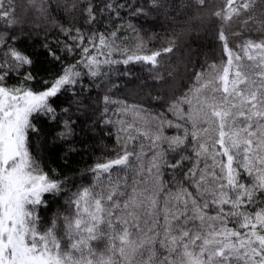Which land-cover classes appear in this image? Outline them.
<instances>
[{"label": "snow or ice", "instance_id": "obj_1", "mask_svg": "<svg viewBox=\"0 0 264 264\" xmlns=\"http://www.w3.org/2000/svg\"><path fill=\"white\" fill-rule=\"evenodd\" d=\"M29 3L36 6L37 0ZM195 3L204 6L205 0ZM255 3L224 0L214 15L227 22ZM150 4L167 7L162 0ZM125 9L145 14L120 0H88L82 11L93 30L61 28L66 40L57 42L59 52L45 43L44 55L62 69L37 89L30 86L39 75L37 54L20 50L14 46L17 36L0 32V264H264V38L247 39L234 50L223 30L219 64L195 73L188 91L168 104L173 119L157 113L151 127L124 126L122 119L103 118L109 104L122 105V113L131 111L145 124L146 110L103 96L101 123L121 125L119 150L89 168L92 181L72 193L67 212L54 215L47 226L42 222L44 194L55 196L64 188L30 151L31 137L42 131L34 121L61 123L54 139L68 142L74 121L62 116H71L72 105L83 115L91 107L83 77H107L105 65L158 66L161 51L129 55L124 49L125 58L114 59L121 51L119 29L95 28L101 17L119 18ZM38 10L46 11L42 2ZM0 21L6 28L18 22L13 0H0ZM255 23L264 37V19ZM77 52L75 63H65V55ZM11 75L22 77L18 85L8 86ZM65 93L71 94L68 106L58 109ZM166 129L175 134L166 135Z\"/></svg>", "mask_w": 264, "mask_h": 264}, {"label": "trees", "instance_id": "obj_2", "mask_svg": "<svg viewBox=\"0 0 264 264\" xmlns=\"http://www.w3.org/2000/svg\"><path fill=\"white\" fill-rule=\"evenodd\" d=\"M41 2L46 8L45 12L38 10ZM87 2L88 0H37V5L32 6L29 0H13L18 22L15 26L6 28L4 22L0 21V32L7 31L9 37H18L14 43L15 47L29 54H37L34 59L38 61L36 67L39 69V75L36 81L30 82L34 89L42 86L41 80L54 78L62 69L59 62L44 55L45 43L59 52L57 42L63 43L66 40L61 28H80L85 33L93 30L92 26L85 23L82 11ZM92 2L100 4L101 0ZM120 2L131 4L133 8L142 7L145 14L133 16L129 9H125L121 11L119 18L109 19L107 15L101 17L95 28L101 32L119 29L116 44L120 46L121 51L113 53L114 59H124V49H127L129 55H148L161 51V56L157 58L158 66L154 68L144 62L128 65L120 63L111 67L105 65L103 71L109 73L107 77L97 78L95 81L91 77H83V84L91 89L85 94L91 99H86L85 103L91 107L87 114L83 115L77 113L76 106L72 105L71 116H62V119L74 121L73 135L68 142L54 139L56 134L62 131L61 123H52L44 117L34 121L42 131L40 136L31 137L30 151L52 179L63 182L64 188L55 196L44 194L47 205L39 214L45 226L54 215L68 211L65 202L79 186L91 183L92 173L89 168L97 162L113 158L119 150L117 136L121 135V125L113 123L105 126L101 123L104 95L107 94L113 100L129 106L145 109L142 115L148 123L137 120L131 111L122 113V105L118 104H109L107 117L103 118H111L114 122L122 119L124 126L135 124L141 129L151 127L154 124L152 118L157 113H166L168 119H173L171 114L166 112L167 106L188 91L195 73L206 70L209 64H219L221 42L218 40V34L221 30L225 32L229 46L234 50L247 39L264 38L255 31V21L264 19V0H256L249 12L233 16L227 22L214 15L224 7V0H205L204 6L197 5L195 0H162L167 7L161 9L151 7L150 0ZM73 4L76 5L75 8H72ZM249 16L254 19L248 20ZM128 24L134 27L130 29ZM8 42L12 43L10 39ZM169 46L173 47V51L163 53L162 50ZM79 58V52L65 55V63H75ZM224 59L226 60V57ZM80 70L84 71L83 68ZM125 71L129 74L123 75ZM21 79L22 77L11 75L7 84L18 85ZM95 84L100 87H95ZM70 95L65 93L60 96L56 102L58 109L68 106ZM175 131L166 129V135L171 136ZM140 142L147 143L137 141V146ZM164 172V179L169 181L170 173L167 169ZM98 250H103L102 244L98 246Z\"/></svg>", "mask_w": 264, "mask_h": 264}]
</instances>
